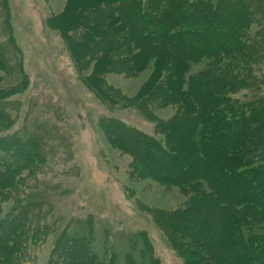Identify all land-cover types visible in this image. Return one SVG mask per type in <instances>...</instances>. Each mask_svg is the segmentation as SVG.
<instances>
[{
    "label": "trees",
    "instance_id": "16d2710c",
    "mask_svg": "<svg viewBox=\"0 0 264 264\" xmlns=\"http://www.w3.org/2000/svg\"><path fill=\"white\" fill-rule=\"evenodd\" d=\"M171 1L174 25L168 32L180 40L189 33L200 35L201 25L211 18L231 19L204 27L207 36L201 45L190 39L186 47L176 43L152 47L146 42L138 48L128 23L116 11L121 0H73L72 4L70 0L65 14L51 16L47 23L63 37L80 75L93 64L85 83L101 102L127 107L135 99L140 113L149 116L160 101L167 100L172 111L163 125L170 126L167 134L160 130L163 122L156 120V133L165 134V139L112 116H103L99 128L113 148L131 158L130 177L133 173L137 179L153 178L183 192L198 193L170 220L155 221L184 264H264V98H260L264 94V0ZM70 5L74 15L65 19ZM93 11L97 17L90 16ZM136 12H146L143 19L151 15L145 8ZM195 13L196 21L187 22L186 16ZM161 14L168 13L163 10ZM103 45L107 50H100ZM13 54L7 42L0 40V71L13 70L8 66L11 59L15 61ZM87 57L90 61H85ZM125 61L128 66L123 64L122 74L126 77L130 70L139 75L152 61L156 65L134 98L105 83L110 73L121 74L114 69ZM197 63L203 67L192 72ZM2 82L1 132L9 130L21 115L13 104L25 86ZM243 85L247 90L257 89L242 98L238 88ZM27 118L28 114L23 121ZM32 132L14 127L0 135V264H36L37 252L52 234L54 242L44 264H161L151 243L138 233L128 237L127 251L117 253L109 244L100 248V232L91 215L52 225L48 204L35 193L49 189L40 180L56 158L55 148L52 137L36 129ZM183 149L189 150V160L178 156ZM143 152H161L166 155L161 163L174 164L161 171L156 166L160 161L152 167ZM214 191L220 207L215 214L211 212ZM123 254L120 262L118 255Z\"/></svg>",
    "mask_w": 264,
    "mask_h": 264
},
{
    "label": "rangeland",
    "instance_id": "374dc122",
    "mask_svg": "<svg viewBox=\"0 0 264 264\" xmlns=\"http://www.w3.org/2000/svg\"><path fill=\"white\" fill-rule=\"evenodd\" d=\"M169 1L172 2L121 0L116 11L128 23L130 34L137 42L138 48L145 46L146 42L152 47L175 43L184 44L186 47L190 39L194 41V45L200 46L207 36L204 27L223 25L231 19L211 18L201 25L203 30L200 35L189 33L184 36H187L186 38L180 40L168 32L169 27L174 25L170 22L174 5H170ZM69 2L70 0H0V40L7 42L10 53L14 50L11 57L15 59V63L13 59L8 63L13 70L0 71L3 75L1 82L19 86L25 83L22 91L15 96L16 102L13 104V110L19 109L22 116H18L17 122L11 125L9 130L0 131V135L12 132L15 127L18 130L23 128L25 132L36 129L42 136L45 134L44 137H52L50 141L53 142L56 158L47 166L48 172L40 180V183L49 189L35 193L40 201L48 204V219L52 221V225H55L57 220L64 222L91 215L100 232L97 241L100 248L109 244L117 253L127 251L128 237L138 233L140 239L151 243L161 264H184L162 229L161 225L168 220L159 223L161 227L157 226L155 221L166 217L170 220L176 210L185 208L192 195L195 197L198 193L192 190L183 192L180 188L161 184L153 178L137 179V174L135 176L133 173L131 179V158L113 148L99 128L103 116H112L165 139V134L156 133V120L163 122L160 130L167 134L170 126L163 125L169 122L172 111L168 104L166 105L167 100L162 103L160 101L158 109L152 114L149 113L150 117L140 113L142 110L138 109L135 99L128 101L127 107L109 106L100 101L85 83L86 76L92 72L93 64L89 63V67L80 75L63 37L58 31L49 28L47 23L51 16L65 14ZM112 5L113 3L108 5V9H111ZM70 6L65 19L74 15L72 5ZM137 8L151 10V15L145 20L142 17L146 12L137 13ZM163 10L168 14H161ZM90 16L94 18L97 14L93 11ZM197 16L198 13L186 16L187 22L193 23ZM166 20L170 22L169 26ZM75 35L76 33L74 38ZM95 48L97 50L98 45ZM104 49V45L100 47V50ZM86 60L90 61L88 57ZM203 63L195 64L192 72L202 68ZM123 64L126 66L128 63L120 62L118 68L114 69L121 74L110 73L106 76L108 82L105 83L120 89L124 96L134 98L144 85L146 86L147 80L152 72L154 73L153 65L154 70L156 65L152 61L153 65L149 63L139 75H134L130 70L126 77L122 74ZM259 88L263 89L262 86ZM238 89V95L248 98L257 88L247 90L243 85ZM260 98H264V94H260ZM26 114L28 118L23 121ZM167 141L172 145L170 137ZM187 146H190V143ZM143 155L152 167L160 161L156 166L160 167L161 171H168L174 164L166 161L161 163L166 156L161 152L152 155L143 152ZM189 155V150L183 149L178 156L184 157L182 160H189ZM215 194L214 191L212 213L220 208L215 201ZM200 205L202 207L203 201ZM256 214L262 215L261 212ZM53 236L50 235L51 239L37 252L36 264L45 263L54 242ZM129 244L131 246V242ZM212 248L218 249L219 246L212 245ZM124 256L125 254L122 257L118 255L120 262H123Z\"/></svg>",
    "mask_w": 264,
    "mask_h": 264
}]
</instances>
